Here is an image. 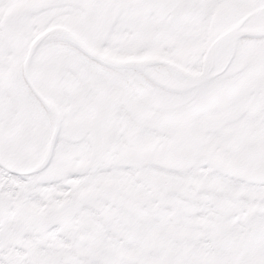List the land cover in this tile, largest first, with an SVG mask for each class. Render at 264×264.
Masks as SVG:
<instances>
[{
  "label": "snow or ice",
  "instance_id": "obj_1",
  "mask_svg": "<svg viewBox=\"0 0 264 264\" xmlns=\"http://www.w3.org/2000/svg\"><path fill=\"white\" fill-rule=\"evenodd\" d=\"M0 264H264V0H0Z\"/></svg>",
  "mask_w": 264,
  "mask_h": 264
}]
</instances>
